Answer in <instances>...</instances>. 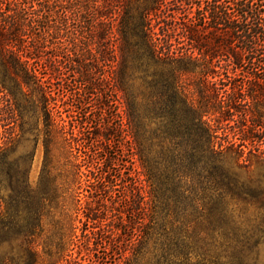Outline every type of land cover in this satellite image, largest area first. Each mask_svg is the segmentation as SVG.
<instances>
[{"label":"trees","instance_id":"obj_1","mask_svg":"<svg viewBox=\"0 0 264 264\" xmlns=\"http://www.w3.org/2000/svg\"><path fill=\"white\" fill-rule=\"evenodd\" d=\"M124 1L117 6L128 61L153 66L156 81L150 105L126 85V117L116 131L106 114L95 126L92 113L78 125L57 122L44 73L51 67L38 62L45 46L63 53L70 71L101 91L97 108H107L87 57L91 42L106 57L112 0H0V93L21 120L34 118L30 127L23 122L21 137L39 144L44 135L34 186L31 166L13 160L17 136L0 130V264H78L73 246L93 236L103 241L100 232L118 239L123 226L125 264L263 263V233L236 226L229 208L243 200L264 217V0H172L177 9L168 0ZM169 18L191 51L181 43L174 49L170 37L156 45L151 24ZM76 20L102 30L83 45L82 28L71 27ZM146 113L159 117L148 121ZM230 122L240 124L239 143L228 138ZM119 132L126 149L122 143L120 154L102 158ZM119 203L128 214L116 227L108 213Z\"/></svg>","mask_w":264,"mask_h":264},{"label":"rangeland","instance_id":"obj_2","mask_svg":"<svg viewBox=\"0 0 264 264\" xmlns=\"http://www.w3.org/2000/svg\"><path fill=\"white\" fill-rule=\"evenodd\" d=\"M118 0H112V9H111V18L108 22V33L106 39L102 41V49L106 57H100L98 52L97 44L90 43V49L92 53L87 57V61L92 64V77L93 83L96 85H101V90L104 93V100L108 103L107 108L98 109L97 107L101 106L102 93L99 89H92L89 85H86L82 80L81 72L70 71L71 67L69 66V59L63 53H56L52 48H43L45 52L42 55V58L38 61L40 66H45L46 64L51 67L47 69L45 78L47 79L46 91L50 95V107L52 109L53 115L57 122H62L63 120L69 121L70 124L73 120V125H78L82 121L86 122V113H92L90 123L103 122L99 117L102 114H106V119L110 121L112 129L116 131L121 127L124 119L126 117V85L133 86L135 91L138 94V100L143 105H150L152 98L150 96V89L154 86L155 69L153 66L147 65L144 62H133L128 61V46L129 42L121 37L119 33V9H118ZM170 2V8L177 9L178 5L174 4L172 0ZM167 1V2H168ZM124 2V5L126 2ZM177 6V7H176ZM137 12L140 9L136 10ZM170 13L168 12V15ZM167 16V15H166ZM80 20V19H79ZM76 20L71 22V27L75 29H80L77 26H80L82 31L79 33V40L86 43V38H89L91 32L98 33L102 30L101 25L93 23L92 26L80 24L82 20ZM165 23L159 22L152 23L154 26L153 33H155V43L156 45H162L163 39L165 37H170L171 44L175 49L178 43H181V47L184 51H191L189 43L183 38L180 30L172 31L171 28V19L163 20ZM60 42H67V37L62 36L59 39ZM90 40V39H88ZM135 47H138L142 44L141 37L135 36L133 43ZM42 50V51H43ZM56 55H55V53ZM97 59L99 62H97ZM97 68H96V67ZM95 67V68H94ZM245 74L249 70V65L245 66ZM72 90V92H71ZM72 93H77L82 102L86 103L84 106L78 107V102L72 96ZM77 104V105H76ZM149 108V107H148ZM11 103L8 98H3L0 93V130L7 128L10 130V134H15L17 136L16 143L13 149V160L24 165L31 166L30 171V182L34 186L37 185L43 158H44V148L42 141L44 135L41 132L38 137V142L36 141L35 136L25 135L21 137V128L25 124H29V127L34 121L32 115L26 114L23 117V120L20 119L18 112L12 110ZM14 112V113H13ZM68 117H71L70 119ZM157 115H152L146 113L145 119L151 121L152 119L158 118ZM214 119V117H211ZM108 124V122H106ZM226 124L228 138L233 143H239L240 136L242 135L240 130V124L237 123H224ZM28 127V126H27ZM43 128L44 125L41 124ZM120 131V130H119ZM126 132L117 133L113 138L111 137V146H107L106 151H102V158L109 156L114 157L115 152H121V149L125 147L126 149ZM123 143V147H122ZM91 153V152H90ZM118 154V155H119ZM122 164V162H120ZM128 165V163H126ZM123 165V164H122ZM115 166H112L114 168ZM114 174V173H113ZM240 175L243 179H246L249 175L245 172H240ZM141 185L145 186L143 178L141 180ZM84 194H87L86 192ZM108 201V208L111 210V199L105 200ZM130 204V203H129ZM116 207V210L108 213L109 220L112 224L119 226V216H123L126 220L128 209L127 203H119ZM99 208V207H98ZM230 213L233 210V221L238 225H243L246 228H249L253 231H261L264 236V217L258 211V208L251 203H247L243 200H238L230 206ZM233 226V223H231ZM113 227V226H111ZM123 232L118 239H112L111 232L104 234L100 232L103 237V241L93 236L90 241L85 243V239H82L78 242L77 245L73 246L72 254L73 260L78 262V264H125L126 263V242L129 239L126 236V227L123 226ZM83 225L79 224L78 235H82ZM262 235V234H261ZM122 247V252L121 248ZM262 262L264 264V253L262 255ZM44 264L47 263V260Z\"/></svg>","mask_w":264,"mask_h":264}]
</instances>
